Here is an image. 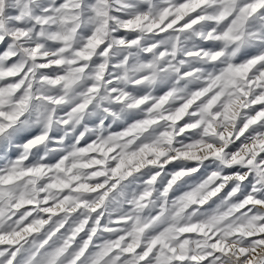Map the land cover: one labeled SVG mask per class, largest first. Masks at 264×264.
<instances>
[{"label":"snow or ice","instance_id":"6c2138e0","mask_svg":"<svg viewBox=\"0 0 264 264\" xmlns=\"http://www.w3.org/2000/svg\"><path fill=\"white\" fill-rule=\"evenodd\" d=\"M0 264H264V0H0Z\"/></svg>","mask_w":264,"mask_h":264},{"label":"clouds","instance_id":"9594fccd","mask_svg":"<svg viewBox=\"0 0 264 264\" xmlns=\"http://www.w3.org/2000/svg\"><path fill=\"white\" fill-rule=\"evenodd\" d=\"M46 93H51L53 92L52 89H44ZM104 107H110L112 111L116 113H120L122 106L120 105H113V106H106V105H101L100 108H94L90 110V115L87 117V119L91 122H95L91 124L90 126L95 127L96 125L107 121L109 124L112 126H116L120 123H123L124 120L127 118V113L124 114L123 118L121 119H113L111 116L108 115L103 109ZM53 131L58 133L61 137H64L65 133L67 132L69 135H76L77 133L74 132L72 129H66L64 127H55L53 128ZM45 149L49 147V145L44 146ZM51 147H55V145H52ZM51 154V153H49Z\"/></svg>","mask_w":264,"mask_h":264}]
</instances>
